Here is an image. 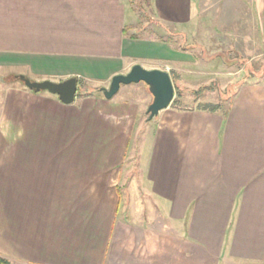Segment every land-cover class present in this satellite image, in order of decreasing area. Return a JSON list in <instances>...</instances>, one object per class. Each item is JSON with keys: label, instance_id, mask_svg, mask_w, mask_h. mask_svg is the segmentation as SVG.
Instances as JSON below:
<instances>
[{"label": "crops", "instance_id": "0c3cea01", "mask_svg": "<svg viewBox=\"0 0 264 264\" xmlns=\"http://www.w3.org/2000/svg\"><path fill=\"white\" fill-rule=\"evenodd\" d=\"M144 1L138 23L127 0H0V70L81 87L72 103L3 87L17 139L0 130V255L13 264H264V71L225 106L172 101L152 119L143 81L106 98L136 63L173 81L217 70L185 44L210 0ZM240 1L264 44V0Z\"/></svg>", "mask_w": 264, "mask_h": 264}, {"label": "rangeland", "instance_id": "374dc122", "mask_svg": "<svg viewBox=\"0 0 264 264\" xmlns=\"http://www.w3.org/2000/svg\"><path fill=\"white\" fill-rule=\"evenodd\" d=\"M139 14L137 22L143 23L146 20V2L144 0H127ZM222 1V0H221ZM219 0H210L203 8L201 21L197 22L189 29V38L185 42L191 47L192 52L200 54L202 59L215 60L217 70H198V65H189V70L183 71L180 76H175V101L173 106H196L205 104L226 105L227 98L246 79L257 78L264 71V44L256 37L254 22L249 10L240 0L223 7ZM246 9V10H245ZM142 33V32H141ZM202 37V38H201ZM202 43V49L193 47V43ZM194 69V70H193ZM12 71H9L10 73ZM20 74V73H16ZM29 74V73H28ZM8 75L0 70V110L5 98L3 87L9 82L3 81V76ZM30 75V74H29ZM32 79L38 80L36 76ZM14 85L25 84L21 80L11 81ZM26 86V85H25ZM26 88H28L26 86ZM30 90V88H28ZM81 90L78 85V91ZM201 96L202 100L195 97ZM210 98L213 102L209 103ZM173 101V100H172ZM12 115L14 113L12 112ZM153 121H146L144 125L150 132ZM0 119V130L6 134L10 141L17 139L16 131L9 123ZM0 131V132H1ZM1 136V135H0ZM141 136L133 134L131 145L139 143ZM2 139H0V143ZM135 145V144H134ZM1 155V151H0ZM1 157V156H0Z\"/></svg>", "mask_w": 264, "mask_h": 264}, {"label": "water", "instance_id": "95a60500", "mask_svg": "<svg viewBox=\"0 0 264 264\" xmlns=\"http://www.w3.org/2000/svg\"><path fill=\"white\" fill-rule=\"evenodd\" d=\"M18 78L32 90L49 91L57 94L64 103H72L75 100L78 88V78L76 76L61 81L51 79L34 80L25 74H19ZM140 81L148 85L149 91L153 95V100L146 110L148 118L152 119L162 109L170 105L175 95L174 82L167 70L159 68L148 69L140 63H136L127 73L114 75L109 87H101V91L106 98H111L119 91L122 84Z\"/></svg>", "mask_w": 264, "mask_h": 264}, {"label": "trees", "instance_id": "16d2710c", "mask_svg": "<svg viewBox=\"0 0 264 264\" xmlns=\"http://www.w3.org/2000/svg\"><path fill=\"white\" fill-rule=\"evenodd\" d=\"M18 75L19 74L11 73V74L3 76L2 79L5 82L16 81V80H19ZM174 101H175V99L173 100V102ZM0 264H13V262L10 259H8L7 257H4V256L0 255Z\"/></svg>", "mask_w": 264, "mask_h": 264}]
</instances>
